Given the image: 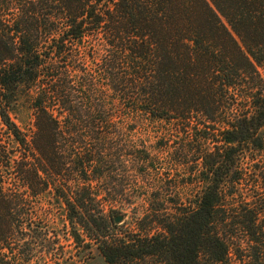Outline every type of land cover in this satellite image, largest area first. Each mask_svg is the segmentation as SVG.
<instances>
[{"label":"trees","instance_id":"16d2710c","mask_svg":"<svg viewBox=\"0 0 264 264\" xmlns=\"http://www.w3.org/2000/svg\"><path fill=\"white\" fill-rule=\"evenodd\" d=\"M57 212L104 264H264V0H0V264H58Z\"/></svg>","mask_w":264,"mask_h":264},{"label":"rangeland","instance_id":"374dc122","mask_svg":"<svg viewBox=\"0 0 264 264\" xmlns=\"http://www.w3.org/2000/svg\"><path fill=\"white\" fill-rule=\"evenodd\" d=\"M162 132L155 128H141L135 131L128 132L123 130L119 133H106L105 137L108 138L109 145L118 151H122L124 154L128 152H136L143 155L144 152H155L160 146V137ZM128 160V159H126ZM130 167L127 169L126 175L123 172L124 167ZM158 169L159 176L162 178L168 177L170 180V185H174L176 181L184 180L183 172L171 171L172 167H165L162 165H155ZM114 170L116 169V176L114 177V184L117 189H124L125 194H131V196H137L143 194V191L139 189L138 184L135 182V174L141 173L143 167L139 164H133L129 161L123 163H116L113 165ZM127 176V178H126ZM131 196H129L131 198ZM128 199L126 198V201ZM116 209L121 214L128 216L130 213V207L123 204H118ZM120 216V215H119ZM54 217L58 220L53 224H47L45 230L58 234V242L53 247L54 252L52 254L51 260L57 262L58 264H104L97 256V254L92 251L88 253L84 248V243L80 245H75L72 240L68 237V228L61 219V212L54 214ZM122 218V217H121ZM126 219H124L125 221ZM119 224H122L120 222ZM47 249L45 243L34 242L32 246V257L31 264H42L45 261L41 254H43ZM48 250V249H47ZM50 260V259H49ZM48 263V261H47Z\"/></svg>","mask_w":264,"mask_h":264},{"label":"water","instance_id":"95a60500","mask_svg":"<svg viewBox=\"0 0 264 264\" xmlns=\"http://www.w3.org/2000/svg\"><path fill=\"white\" fill-rule=\"evenodd\" d=\"M122 218L120 216L116 217L114 222L119 224L121 222Z\"/></svg>","mask_w":264,"mask_h":264}]
</instances>
